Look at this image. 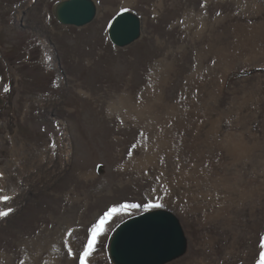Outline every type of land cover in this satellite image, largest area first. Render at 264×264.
<instances>
[{
	"label": "rangeland",
	"instance_id": "rangeland-1",
	"mask_svg": "<svg viewBox=\"0 0 264 264\" xmlns=\"http://www.w3.org/2000/svg\"><path fill=\"white\" fill-rule=\"evenodd\" d=\"M62 1L0 0V181L6 183L0 182V196L8 197L0 203V212H8L0 217V264H82L90 243L83 264H114L115 229L156 209L173 212L188 239L186 255L170 264H258L264 0H94L97 16L80 28L59 23ZM123 10L143 21L141 38L125 48L109 38L110 22ZM244 41L251 53H241ZM217 51L231 64L214 75L222 90L218 110L206 117L199 164L181 147L182 136L169 141L155 121L123 119L124 95L154 111L174 104L193 68L212 70ZM161 63L166 75L159 81ZM217 135L244 137L251 158L240 152L237 162L227 157L226 163L223 149L203 145ZM43 153L60 174L25 190L24 175L48 165ZM112 209L92 243L91 229Z\"/></svg>",
	"mask_w": 264,
	"mask_h": 264
},
{
	"label": "bare ground",
	"instance_id": "bare-ground-1",
	"mask_svg": "<svg viewBox=\"0 0 264 264\" xmlns=\"http://www.w3.org/2000/svg\"><path fill=\"white\" fill-rule=\"evenodd\" d=\"M31 1L32 0H30V2ZM20 13L22 12L20 11ZM262 31L264 30L262 29ZM252 34L253 33H251V35ZM254 39L253 37H249L245 41L252 43L253 46L256 47L257 42H255ZM245 41L243 43L241 42L242 44L240 45L239 49H241V53H243L244 51H248V53H251L249 50H253L251 49L252 44L250 45L249 43ZM261 42L262 40L259 42L258 45H260ZM208 51H211V49H209ZM201 52L202 53H199V54L205 57L207 53V49H203L201 50ZM216 55H217L216 61L213 67L211 66L212 70L209 71V70H203L202 68H199L198 71L194 73L197 69V66L192 69L190 75L186 78V80L189 83V86L187 90L183 92V98L174 104L162 103L159 105L157 110L154 111L151 108H147L144 106L136 107L138 103V99L135 100V105H134L131 97L124 95L122 97L123 119L134 118L136 120H140L143 118V119H150L151 121H155L157 124H159L160 136L167 138L169 141H174L177 135L182 136L181 147L184 148L187 151V153L193 152L194 162L196 164H199L201 157H198V153L202 149V147L199 148V145H200V139L204 132V125H205L206 117H211L218 110V102L216 103V99L218 98V95H219L218 91L222 90L220 87H218L215 84L214 75L218 73L221 76L223 71L226 69V67L231 64L230 62L228 63V61H226L227 58L225 60V56L222 58L221 51H217ZM163 70H164L163 63L159 64L158 67H156L154 76L159 81H162L163 77L166 75V73H164ZM197 91L198 93H196ZM116 103H114V105ZM195 125L198 126V129L196 130L194 129ZM236 131L237 130H235V132ZM188 134H191V138L186 141L185 138H183V136L188 135ZM224 138L219 139L217 135L215 137L214 143L204 139L203 145L207 146L210 149V151L213 148H215V146H217L218 148L217 151L223 149L225 153L226 163H227V157H230L231 163L237 162L239 160V155L241 154L240 152H244V153L247 152L245 157H247L248 160L251 158L253 151H250V147L252 145L244 137L238 138L237 135H229L227 136L226 141L224 140ZM232 144L234 146H232ZM42 161L44 162L47 161L48 165L46 166L42 165L41 167L37 166L38 171L36 170V172L33 171V173H31L32 170L30 169L25 175L23 174L24 177L22 178V181L24 182V184L26 183V185H30V187L29 188L26 187L25 190L33 189L35 184L39 186L38 185L39 182L37 180L38 178L39 179L50 178V181L52 182L54 181L56 177L59 176L60 170L57 169V166H55V164L49 158H47L45 154L42 155ZM33 168L35 169L36 167H33ZM2 171H3L2 168H0V174L3 173ZM0 182L4 183L3 181H0ZM19 190L20 189H18L17 192H15V194H17ZM5 191L6 190L3 189L4 193ZM12 194L14 193L12 192ZM0 197H3V196L1 195ZM1 202H7V201L0 199V203ZM31 246L33 247V251H35L36 248H39L38 245L33 243V241L31 243ZM263 251L264 249L261 252L260 251L259 252L262 253ZM203 262L205 264H212L206 261H203ZM197 263H200L199 260L197 261Z\"/></svg>",
	"mask_w": 264,
	"mask_h": 264
},
{
	"label": "water",
	"instance_id": "water-1",
	"mask_svg": "<svg viewBox=\"0 0 264 264\" xmlns=\"http://www.w3.org/2000/svg\"><path fill=\"white\" fill-rule=\"evenodd\" d=\"M62 25L85 27L98 9L94 0H64L56 6ZM141 16L130 10L119 12L110 22L113 45L128 47L142 36ZM189 244L180 219L171 211L156 209L121 223L113 232L109 255L114 264H170L186 255Z\"/></svg>",
	"mask_w": 264,
	"mask_h": 264
},
{
	"label": "snow or ice",
	"instance_id": "snow-or-ice-1",
	"mask_svg": "<svg viewBox=\"0 0 264 264\" xmlns=\"http://www.w3.org/2000/svg\"><path fill=\"white\" fill-rule=\"evenodd\" d=\"M5 91H7V88H5ZM0 178H2V174H0ZM0 199H3V200L6 201L8 199V197H0ZM149 206H151V205H149ZM155 206L158 207L159 205H155ZM124 207L125 208H128V207L135 208V207H137V205H124ZM9 211H11V209H9ZM115 212H116V209H112L111 211H109L108 213H106L105 216L103 218H101L100 222L98 224H96L91 229L92 236H93L92 243H94L95 237L97 235H99L100 231H102L103 225H104L105 221L109 217H111ZM6 215H8V212H0V217L6 216ZM91 246H92V244L90 243L89 246H88V249L84 252L83 256L80 257L82 264H83L84 258L89 255V252L91 250ZM261 247L264 248V243L261 244ZM258 264H264V252L261 253L260 260H259Z\"/></svg>",
	"mask_w": 264,
	"mask_h": 264
},
{
	"label": "crops",
	"instance_id": "crops-1",
	"mask_svg": "<svg viewBox=\"0 0 264 264\" xmlns=\"http://www.w3.org/2000/svg\"><path fill=\"white\" fill-rule=\"evenodd\" d=\"M199 262H200V263H198V264H205L203 261H200V260H199Z\"/></svg>",
	"mask_w": 264,
	"mask_h": 264
}]
</instances>
